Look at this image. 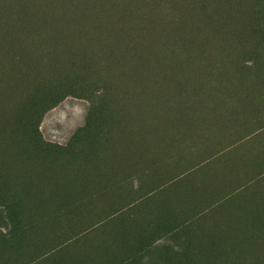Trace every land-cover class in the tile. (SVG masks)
Returning a JSON list of instances; mask_svg holds the SVG:
<instances>
[{
  "label": "rangeland",
  "instance_id": "rangeland-1",
  "mask_svg": "<svg viewBox=\"0 0 264 264\" xmlns=\"http://www.w3.org/2000/svg\"><path fill=\"white\" fill-rule=\"evenodd\" d=\"M12 1L0 264H264V0Z\"/></svg>",
  "mask_w": 264,
  "mask_h": 264
},
{
  "label": "bare ground",
  "instance_id": "bare-ground-1",
  "mask_svg": "<svg viewBox=\"0 0 264 264\" xmlns=\"http://www.w3.org/2000/svg\"><path fill=\"white\" fill-rule=\"evenodd\" d=\"M13 1H15V0H13ZM13 1H12V2H13ZM85 1H86V0H85ZM91 1H92V0H91ZM115 1H116V0H115ZM120 1H121V0H120ZM124 1H125V0H124ZM128 1H129V0H127V2H128ZM130 1H131V0H130ZM190 1H191V0H190ZM192 1L194 2V0H192ZM195 1H196V0H195ZM197 1H198V0H197ZM203 1H204V0H203ZM208 1H209V0H208ZM211 1H212V0H210L209 2H211ZM72 2H73V1H72ZM72 2H71V3H72ZM82 2H83V0H82ZM175 2H176V1H175ZM193 2H192V4H193ZM201 2H202V0H201ZM205 2H206V1H205ZM18 3H19V2H18ZM26 3H27V2H26ZM51 3H52V2H51ZM56 3H57V2H56ZM106 3H107V1H106ZM106 3H105V4H106ZM120 3H121V2H120ZM131 3H132V2H131ZM134 3H135V1H134ZM184 3H185V2H184ZM187 3H188V1H187ZM189 3H191V2H189ZM24 4H25V2H24ZM64 4H65V3H64ZM109 4H110V3H109ZM117 4H118V2H117ZM121 4H122V3H121ZM164 4H165V3H164ZM164 4H163V5H164ZM185 4H186V3H185ZM185 4H184V8H185ZM203 4H204V2H203ZM19 5H20V3H19ZM66 5H67V4H66ZM69 5H70V4H69ZM84 5H85V4H84ZM106 5H107V4H106ZM118 5H119V4H118ZM123 5H124V4H123ZM130 5H131V4H130ZM143 5H144V4H143ZM187 5H188V4H187ZM187 5H186V6H187ZM206 5H208L207 2H206ZM17 6H18V5H17ZM29 6H30V5H29ZM73 6H74V5H73ZM119 6H122V5H119ZM125 6H127V5H125ZM54 7H55V6H54ZM58 7H59V6H58ZM65 7H66V6H65ZM65 7H64V10H65ZM81 7H82V6H81ZM81 7H79V8H81ZM90 7H91V6H90ZM122 7H123V6H122ZM181 7H182V6H181ZM210 7H211V6H210ZM18 8H19V6H18ZM22 8L24 9V6H23ZM67 8H68V7H67ZM113 8H114V10H115V7H113ZM167 8H168V7H167ZM184 8H183V10L185 11L186 9H184ZM55 9H56V8H55ZM59 9H60V8H59ZM90 9H91V8H90ZM117 9H118V8H117ZM147 9H148V8H147ZM190 9H191V8H189V10H190ZM211 9H212V8H211ZM16 10H17V9H16ZM52 10H53V8H52ZM142 10H143V9H142ZM148 10H150V9H148ZM169 10H170V9H169ZM207 10H208V9H207ZM207 10H206V12H207ZM14 11H15V10H14ZM17 11H20V10H17ZM57 11H58V10H57ZM67 11H68V9H67ZM87 11H89V10L87 9ZM96 11H97V10H96ZM101 11H102V10H101ZM115 11H116V10H115ZM170 11H171V10H170ZM201 11H204V10L201 9ZM208 11H209V13H210V9H209ZM11 12H12V11H11ZM81 12H82V11H81ZM112 12H113V10H112ZM157 12H158V11H157ZM190 12H191V11H190ZM204 12H205V11H204ZM211 12H212V11H211ZM19 13H20V12H19ZM25 13H26V12H24V14H25ZM61 13H63V12L61 11ZM110 13H111V12H110ZM113 13H114V12H113ZM122 13H124V12H122ZM183 13H184V12H183ZM183 13H181V14H183ZM199 13H201V12H199ZM51 14H52V13H51ZM71 14H72V13H71ZM105 14H106V12H105ZM119 14H120V12H119ZM135 14H136V13H135ZM168 14H169V12H168ZM185 14H186V13H185ZM202 14H203V13H201L200 15H202ZM205 14H206V13H204L203 16H204ZM210 14H211V13H210ZM212 14H213V13H212ZM16 15H17V14H16ZM79 15H80V14H79ZM140 15H141V14H140ZM162 15H163V14H162ZM164 15H165V14H164ZM206 15L208 16V14H206ZM21 16H23V14H22ZM53 16H54V15H53ZM53 16H52V17H53ZM62 16H64V15H61V17H62ZM107 16H108V15H107ZM121 16H122V15H121ZM136 16H137V15H136ZM168 16H169V15H168ZM203 16H202L201 18H204ZM210 16H211V15H210ZM25 17H26V16H25ZM25 17H24V18H25ZM65 17H67V16H65ZM73 17H74V16H73ZM90 17H91V16H90ZM94 17H95V16H94ZM96 17H98V16H96ZM112 17H113V16H112ZM166 17H167V16H166ZM208 17H209V16H208ZM213 17H214V15H213ZM11 18H12V17H11ZM59 18H60V17H59ZM69 18H71V17H68V19H69ZM84 18H85V17H84ZM91 18H92V17H91ZM198 18H199V17H198ZM218 18H219V17H218ZM218 18H216L215 20H218ZM52 19H53V18H52ZM55 19H56V17H55ZM57 19H58V18H57ZM57 19H56V20H57ZM60 19H61V18H60ZM60 19H59V21H60ZM75 19H76V18H75ZM103 19H104V17H103ZM114 19H115V17H114ZM153 19H154V18H153ZM165 19H166V18H165ZM172 19H173V18H172ZM182 19H183V17H182ZM205 19H208V18H205ZM205 19H204V21H206ZM211 19H213V18H211ZM47 20H49V19H47ZM66 20H67V19H66ZM73 20H74V19H73ZM88 20H90V19H88ZM100 20H102V19H100ZM127 20H128V19H127ZM201 20H202V19H201ZM208 20H209V19H208ZM213 20H214V19H213ZM0 21H1V20H0ZM4 21H5V20H4ZM49 21H51V20H49ZM59 21H57V23H55V22H56V21H55L54 24L59 25V24H58ZM135 21H136V19H135ZM192 21L194 22L195 19L192 20ZM211 21H212V20H210V22H211ZM220 21L222 22L223 20H219V21H217V23H216V22H215V23H216V24L219 23V25H222V23L220 24ZM65 22H66V21H65ZM71 22H74V21H71ZM105 22H106V21H105ZM180 22H181V21H180ZM210 22H209V23H210ZM212 22H213V21H212ZM5 23H6V22H5ZM11 23H12V22H11ZM11 23H9V24H11ZM78 23H80V21H79ZM178 23H179V22H178ZM200 23H201V22H200ZM200 23H199V24H200ZM215 23H214V25H215ZM13 24H14V23H12V25H13ZM18 24H19V26L21 25L20 22H19ZM54 24H53V25L51 24V25L54 26ZM61 24H62V23H61ZM61 24H60V25H61ZM106 24H107V22H106ZM110 24H111V23H110ZM145 24H146V23H145ZM203 24H204V23H203ZM212 24H213V23H212ZM212 24H211V25H212ZM224 24L226 25L227 23L224 21ZM1 25H2V24H1ZM51 25H50V26H51ZM79 25H80V24H79ZM112 25H113V23H112ZM117 25H118V24H117ZM167 25H168V23H167ZM173 25H174V24H173ZM197 25H198V23H197ZM200 25H201V24H200ZM205 25H206V23H205ZM205 25H204V26H205ZM21 26H22V25H21ZM83 26H84V25H83ZM91 26H92V25H91ZM105 26H106V25H105ZM120 26H121V25H120ZM126 26H127V25H126ZM206 26H209V25L207 24ZM217 26H218V25H217ZM217 26L215 25V27H217ZM222 26H223V25H222ZM222 26H220V27H222ZM227 26H228V25H227ZM16 27H17V26H16ZM41 27H42V26H41ZM56 27H57V26H56ZM59 27H61V26H59ZM78 27H79V26H78ZM110 27H111V26H110ZM194 27H195V26H193V28H194ZM202 27H203V26H202ZM202 27H201V28H202ZM223 27H225V26H223ZM7 28H8V27H7ZM11 28H12V27H11ZM21 28H22V27H21ZM54 28H55V27H54ZM61 28H63V27H61ZM61 28H60V29H61ZM79 28H80V27H79ZM90 28H91V27H90ZM90 28H89V30H90ZM106 28H107V27H106ZM198 28H199V26H198ZM37 29H38V28H37ZM55 29H56V28H55ZM57 29H58V27H57ZM60 29H59V30H60ZM91 29H92V28H91ZM177 29H178V28H177ZM195 29H197V28H194V30H195ZM212 29H213V28H212ZM219 29H220V28H219ZM224 29H225V28H224ZM226 29H228V27H227ZM226 29H225V30H226ZM18 30H20V29H18ZM35 30H36V29H35ZM59 30H58V31H59ZM65 30H66V29H65ZM173 30H174V29H173ZM189 30H190V29H189ZM204 30H206V29L204 28ZM204 30H203V31H204ZM216 30H218V28H216ZM228 30H229V29H228ZM5 31H6V30H5ZM32 31H33V30H32ZM38 31L41 32V29L38 30ZM84 31H85V29H84ZM99 31H100V30H99ZM144 31H145V30H144ZM199 31H200V30H199ZM203 31H202V32H203ZM208 31L212 32V31L210 30V28L208 29ZM226 31H227V30H226ZM226 31H223V32H226ZM103 32H104V31H103ZM140 32H141V31H140ZM168 32H169V31H168ZM187 32H188V31H187ZM187 32H186V33H187ZM205 32H206V31H205ZM216 32H217V34H219V33H218L219 31H216ZM216 32H214V33H216ZM223 32H221V33H223ZM228 32H230V31H228ZM17 33H18V32H17ZM36 33H38V32H36ZM45 33H46V32H45ZM47 33H48V32H47ZM60 33H61V32H60ZM62 33H63V32H62ZM106 33H108V32H106ZM106 33H105V34H106ZM128 33H129V32H128ZM178 33H179V32H178ZM196 33H197V32H196ZM198 33H199V32H198ZM206 33H207V32H206ZM226 33H227V32H226ZM5 34H6V33H5ZM33 34H35L34 31H33ZM33 34H32V35H33ZM39 34H40V33H39ZM53 34H54V33H53ZM64 34H65V33H64ZM75 34H76V33H75ZM98 34H99V33H98ZM109 34H110V32H109ZM191 34H192V33H191ZM207 34H209V33H207ZM207 34H206V35H207ZM30 35H31V34H30ZM32 35H31V36H32ZM36 35H37V34H36ZM79 35H80V34H79ZM81 35H82V34H81ZM96 35H97V34H96ZM168 35H169V34H168ZM180 35H182V34H180ZM184 35H185V34H184ZM201 35H202V34H201ZM201 35L198 36V37H201ZM203 35H204V34H203ZM220 35H222V34H220ZM226 35H227V34H226ZM229 35H230V34H229ZM0 36H1V35H0ZM38 36H39V35H38ZM57 36H58V35H57ZM90 36H92V35H90ZM165 36H166V35H165ZM172 36H173V35H172ZM186 36H187V35H186ZM195 36H197V35H195ZM210 36L212 37V34H211ZM21 37H22V36H21ZM32 37H35V35H33ZM88 37H89V36H88ZM88 37H87V38H88ZM95 37H96V36H95ZM105 37H106V36H105ZM189 37H190V36H189ZM213 37H214V35H213ZM213 37H212V38H213ZM2 38H3V37H2ZM28 38H29V36H28ZM63 38H64V37H62V39H63ZM78 38H79V37H78ZM174 38H175V37H174ZM180 38L182 39V36H181ZM193 38H197V37H193ZM205 38H207V37L205 36ZM217 38H218V36H217ZM223 38H225V37H223ZM226 38H227V37H226ZM41 39H42V38H41ZM49 39H50V37H49ZM53 39H54V38H53ZM172 39H173V38H172ZM177 39H178V38H177ZM202 39H204V38H201V40H202ZM208 39H209V38H208ZM35 40H36V39H35ZM56 40H57V39H56ZM60 40H61V39H58L59 43H60ZM69 40H70V38H69ZM73 40H74V39H73ZM196 40H197V39H196ZM213 40H214V39H213ZM32 41H33V40H32ZM43 41H44V40H43ZM52 41H53V40H52ZM54 41H55V40H54ZM61 41H62L63 43L65 42V41H63V40H61ZM66 41H67V39H66ZM178 41H179V40H178ZM204 41H205V40H204ZM208 41H209V40H208ZM218 41H220L219 44L221 45V40H219V38H218ZM222 41H223V40H222ZM50 42H51V41H50ZM83 42H84V41H83ZM87 42H88V41H87ZM92 42H93V41H92ZM192 42H193V41H192ZM192 42H191V44H190L191 47H192V45H193ZM195 42H196V41H195ZM201 42H203V40H202ZM210 42H212V41H210ZM210 42H209V43L206 42V43H208V46H209ZM214 42L216 43V41H214ZM48 43H49V41H48ZM67 43H68V41H67ZM89 43H90V42H89ZM93 43H94V42H93ZM105 43H106V42H105ZM145 43H146V42H145ZM197 43H199V42L197 41ZM222 43H223V42H222ZM56 44H58V43H56ZM74 44H75V43H74ZM76 44H77V43H76ZM76 44H75V45H76ZM195 44H196V43H195ZM195 44H194L193 46H195ZM211 44H212V43H211ZM211 44H210V45H211ZM216 44H217V43H216ZM219 44H218V45H215V44H214V45H215V47H216V46H219V49H221V48L223 49L222 46H221V48H220V45H219ZM36 45H37V44H36ZM51 45H53V44H51ZM62 45H64V44H62ZM67 45H68V44H67ZM80 45H81V44H80ZM91 45H92V44H91ZM125 45H126V44H125ZM203 45H204V43L202 44L201 47H200V45H199V47H200V48L198 47V48H199V51H197L196 49H194V50H196L198 53L201 52V50H204V48L207 47V46L204 47ZM214 45H212V47H213ZM25 46H27V45H25ZM43 46H44V44H43ZM54 46H55V45H54ZM68 46H70V45H68ZM89 46H90V45H89ZM89 46H88V47H89ZM94 46H96V45H94ZM172 46H173V45H172ZM60 47H61V46H60ZM60 47H59V48H60ZM70 47H71V46H70ZM78 47H79V46H78ZM187 47H188V46H187ZM187 47L184 46V48H187ZM203 47H204V48H203ZM44 48H45V47H44ZM46 48H48V46H47ZM46 48H45V50H46ZM63 48H65V47H62V49H63ZM75 48H76V47H75ZM79 48H81V47H79ZM79 48H78V49H79ZM82 48H83V46H82ZM91 48H92V47H91ZM195 48H196V47H195ZM198 48H197V49H198ZM201 48H203V49H201ZM224 48H226V46H225ZM38 49H39V48H38ZM67 49H69V48L67 47L66 50H67ZM178 49H180V48H178ZM214 49H215V48H214ZM222 49H221V50H222ZM226 49H228V48H226ZM33 50H34V49H33ZM36 50H37V49H36ZM39 50H40V49H39ZM58 50H60V49H58ZM87 50H89V49H87ZM87 50H86V51H87ZM94 50H95V48H94ZM123 50H124V49H123ZM176 50H177V49H176ZM190 50H191V49H190ZM211 50H213V48L210 49V51H211ZM224 50H225V49H224ZM48 51H50V50H48ZM68 51H69V50H68ZM105 51H106V50H105ZM108 51H109V50H108ZM215 51H216V50H215ZM215 51H213V52H215ZM40 52H41V51H40ZM54 52H55V51H54ZM80 52H81V51H80ZM87 52H88V51H87ZM116 52L118 53V51H116ZM133 52H134V51H133ZM162 52H163V51H162ZM189 52H191V51H189ZM189 52H188V53H189ZM226 52H227V50H226ZM55 53H57V52H55ZM67 53H68V52H67ZM77 53H78V52H77ZM77 53H76V54H77ZM83 53H84V52H83ZM96 53H97V51H96ZM107 53H108V52H107ZM177 53H178V52H177ZM177 53H175V54H177ZM180 53H181V52H180ZM180 53H179V54H180ZM184 53H185V52H184ZM195 53H196V52H195ZM198 53H197V54H198ZM219 53H220V52H219ZM227 53L229 54L230 51H228ZM18 54H19V52H18ZM31 54H33V53H31ZM41 54H44V53L41 52ZM49 54H50V53H49ZM53 54H54V53H53ZM101 54H102V53H101ZM133 54H134V53H133ZM192 54H194V53H192ZM203 54H204V53H203ZM209 54L211 55V52H210ZM228 54L225 55L226 57L223 56V57L226 58V60H227ZM34 55H35V54H34ZM37 55H38V54H37ZM47 55H48V54H47ZM64 55H65V53L63 54V56H64ZM80 55H82V54H80ZM129 55H130V54H129ZM181 55H182V53H181ZM184 55H185V54H184ZM200 55H201V54H200ZM206 55H207V52H206V54H205L204 57H206ZM210 55H208V56H210ZM217 55H219V54L217 53ZM220 55H222V53H221ZM223 55H224V52H223ZM22 56H23V55H22ZM49 56H50V55H49ZM69 56L71 57V55H69ZM107 56H108V55H107ZM185 56H187V55H185ZM194 56H196V54H195ZM55 57H56V56H55ZM55 57H54V58H55ZM58 57H59V56H58ZM73 57H74V56H73ZM92 57H93V56H92ZM117 57H118V56H117ZM120 57H121V56H120ZM165 57H166V56H165ZM167 57H168V56H167ZM199 57H200V56H199ZM32 58H33V56H32ZM34 58H36V57H34ZM43 58H44V57H43ZM61 58H62V57H60L59 59L61 60ZM64 58H65V57H64ZM75 58H76V56H75ZM78 58H79V57H78ZM99 58H100V57H99ZM99 58H97V59H99ZM188 58H189V57H188ZM202 58H203V56H202ZM214 58H215V57H214ZM36 59H38V57H37ZM56 59H58V58H56ZM171 59H172V58H171ZM181 59H182V58H181ZM200 59H201V58H200ZM200 59H197V60H200ZM217 59H218V58H217ZM219 59H220V58H219ZM222 59H224V58H222ZM172 60H174V58H173ZM183 60H185V59L183 58ZM186 60H187V58H186ZM209 60H210V58H209ZM214 60H215V59H214ZM35 61L37 62V60H35ZM35 61H34V62H35ZM53 61H54V60H53ZM91 61H92V60H91ZM174 61H175V60H174ZM174 61H173V63H174ZM202 61H203V60H202ZM36 62H35V63H36ZM46 62H47V61H46ZM56 62H57V61H56ZM56 62H52V63H56ZM180 62H181V60H180ZM186 62H187V61H186ZM186 62H184V64H186ZM191 62L194 64V62H193L192 60H191ZM203 62H204V61H203ZM203 62H202L201 64H203ZM216 62H217V61H216ZM218 62H219V65H220V60H219ZM225 62H226V61H225ZM18 63L20 64V62H18ZM21 63H22V62H21ZM32 63H33V62H32ZM42 63H43V61H42L40 64H42ZM44 63H45V62H44ZM52 63H51V64H52ZM96 63H97V62H96ZM104 63H105V62H104ZM195 63H196V62H195ZM210 63H211V60H210ZM48 64H49V63H48ZM167 64H168V63H167ZM190 64H191V63H190ZM196 64H198V63H196ZM221 64H222V60H221ZM37 65H38V64H37ZM37 65H35L34 67H36ZM45 65H47V64H45ZM186 65H188V63H187ZM198 65H200V64H198ZM207 65H208V67H209L211 64H207ZM212 65H213V64H212ZM212 65H211V66H212ZM20 66H21V65H20ZM22 66H23V65H22ZM39 66H41V65H39ZM39 66H38V69L40 68ZM188 66H189V65H188ZM188 66H187V68L190 67V66H189V67H188ZM191 66H192V65H191ZM211 66L209 67V69H211ZM217 66H218V65H217ZM220 66H221V65H220ZM120 67H121V66H120ZM181 67H182V66H181ZM192 67H193V66H192ZM222 67L224 68L225 66H222ZM16 68H17V67H16ZM23 68H24V66H23ZM41 68H42V67H41ZM214 68H215V67H214ZM43 69H44V68H43ZM45 69H46V68H45ZM98 69H99V68H98ZM130 69H131V68H130ZM40 70H41V69H40ZM102 70H103V69H102ZM127 70H128V69H127ZM203 70H204V68H203ZM212 70H213V69H212ZM223 70H224V69H223ZM0 71H1V70H0ZM24 71H25V70H24ZM34 71H35V69H34ZM34 71H33V72H34ZM43 71H44V70H42V73H43ZM209 71H210V70H209ZM209 71H208V72H209ZM35 72H36V71H35ZM37 72H38V71H37ZM175 72H176V71H175ZM178 72H180V71H178ZM181 72H182V71H181ZM183 72H184V71H183ZM1 73H2V72H1ZM11 73H12V71H11ZM38 73H39V72H38ZM196 73H197V71H196ZM200 73H201V72H200ZM203 73H204V72H202L201 74L203 75ZM29 74H31V72H30ZM112 74L114 75V73H112ZM201 74H200V75H201ZM208 74H209V73H208ZM231 74H232V73H231ZM35 75H36V74H34V76H35ZM116 75H117V74H116ZM196 75H197V74H196ZM206 75H207V74H206ZM32 76H33V75H32ZM34 76H33V78H34ZM40 76H41V75H40ZM146 76H147V75H146ZM175 76H177V75H175ZM207 76H208V75H207ZM22 77L24 78V76H22ZM36 77H37V75H36ZM42 77H43V76H42ZM152 77H153V76H152ZM178 77L180 78L179 75H178ZM191 77H192V76H191ZM203 77H204V76H203ZM33 78H32V79H33ZM184 78H185V77H184ZM195 78H196V77H195ZM199 78H200V77H199ZM204 78H205V77H204ZM230 78H231V77H230ZM156 79H157V78H156ZM164 79H165V77H164ZM205 79H206V78H205ZM226 79H227V81H228L229 78H226ZM232 79H233V78H232ZM3 80H4V79H3ZM5 80H6V79H5ZM20 80H21V79H20ZM28 80H29V79H28ZM30 80H31V79H30ZM34 80H36V78H35ZM194 80H195V79H194ZM194 80H193V81H194ZM10 81H11V80H10ZM16 81H17V80H16ZM26 81H27V78H26ZM191 81H192V80H191ZM198 81H199V80H198ZM19 82H20V81H19ZM36 82H37V81H36ZM8 83H9V82H8ZM15 83H17V82H15ZM15 83H13V84H15ZM22 83H23V82H22ZM27 83H28V82H27ZM31 83H32V82H31ZM31 83H30L29 87H32V86H33V83H32V86H31ZM124 83H125V82H124ZM128 83H129V82H128ZM179 83H180V82H179ZM132 84H133V83H132ZM228 84H229V83H228ZM6 85H7V84H6ZM8 85H9V84H8ZM10 85H11V84H10ZM136 85H137V84H136ZM226 85H227V84H226ZM234 85H235V84H234ZM17 86H18V85H17ZM34 86H35V85H34ZM34 86H33V87H34ZM115 86H116V85H115ZM138 86H139V85H138ZM8 87H9V86H8ZM24 87H25V86H24ZM33 87H32V88H33ZM120 87H121V86H120ZM134 87H136V86H134ZM227 87H229V86H227ZM11 88H12V86H11ZM16 88H17V87H16ZM20 88H21V87H20ZM128 88H129V87H128ZM8 89H9V88H8ZM22 89H23V88H22ZM22 89H21V90H22ZM116 89H117V88L112 89V90L116 91ZM148 89H149V88H148ZM14 90H15V89H14ZM132 90H134V89H132ZM226 90H227V89H226ZM228 90H229V88H228ZM228 90H227V91H228ZM3 91H4V90H3ZM3 91H1V92H3ZM7 91H8V90H6V93H7ZM11 91H12V90H11ZM25 91H26V90H25ZM25 91H24V92H25ZM27 91H28V90H27ZM143 91H144V90H143ZM14 92H16V90H15ZM17 92H18V91H17ZM17 92H16V95H17ZM231 92H232V91H231ZM8 93H10V91H9ZM139 93H140V92H139ZM203 93H205V92H203ZM225 93H226V92H225ZM232 93H234V91H233ZM11 94H12V93H11ZM11 94H10V95H11ZM20 94H21V93H20ZM120 94H121V93H120ZM128 94H129V93H128ZM211 94H213V93L211 92ZM234 94H235V93H234ZM4 95H5V94H4ZM8 95H9V94H8ZM8 95L6 96V99H7V100H9ZM13 95H14V93H13ZM16 95H15V96H16ZM18 95H19V93H18ZM130 95H131V94H129V96H130ZM206 95H207V94H206ZM219 95H220V94H219ZM117 96H119V95H117ZM121 96H124V95H121ZM121 96H120V97H121ZM178 96H179V95H178ZM210 96H211V95H209V97H210ZM215 96H216V95H215ZM221 96H222V95H221ZM234 96H235V95H234ZM236 96H237V95H236ZM7 97H8V98H7ZM205 97H206V96H205ZM225 97H226V96H225ZM12 98H13V97H12ZM122 98H123V97H122ZM226 98H227V97H226ZM231 98H233V96H232ZM236 98H237V97H236ZM181 99H182V98H181ZM2 100H3V99H2ZM14 100H15V99H14ZM123 100H124V101H123ZM123 100H121V101H123V102L125 103L126 100H125L124 98H123ZM186 100H187V99H186ZM128 101H129V100H128ZM144 101H145V100H144ZM150 101L152 102V100H150ZM0 102H2V101H0ZM11 102H12V101H11ZM14 103H15V102L13 101V104H14ZM141 103H143V102H141ZM185 103H186V102H185ZM3 104H4V103H3ZM125 104H127V103H125ZM125 104H124V105H125ZM130 104H131V103H130ZM4 105H5V104H4ZM6 105H9V106H10V103H9V104L6 103ZM128 105H129V104H128ZM185 105H186V104H185ZM129 106H130V105H129ZM230 106H231V105H230ZM230 106H229V107H230ZM7 107H8V106H6L5 108L7 109ZM10 107H11V106H10ZM12 107H13V106H12ZM121 107H122V106H120V108H121ZM231 107H233V106H231ZM1 108H2V107H1ZM1 108H0V109H1ZM13 108H15V107H13ZM120 108H119V109H120ZM159 108H160V107H159ZM2 109H3V108H2ZM131 109H132V108H131ZM139 109H140V108H139ZM150 109H151V108H150ZM211 109H212V108H211ZM125 110H126V109H125ZM169 110H170V109H169ZM1 111H2V110H0V112H1ZM8 111H9V110H8ZM118 111H119V110H118ZM136 111H137V110H136ZM153 111H154V110H153ZM162 111H163V108H162ZM174 111H175V110H174ZM5 112H6V114H7V111H5ZM10 112H12V111H10ZM14 112H15V111H14ZM145 112H146V111H145ZM150 112H151V111H150ZM159 112H160V111H159ZM163 112H165V111H163ZM133 113H134V112H133ZM146 113H147V112H146ZM157 113H158V112H157ZM186 113H187V112H186ZM3 114H4V113H3ZM136 114H138V112H137ZM158 114H159V113H158ZM165 114H167V112H166ZM12 115H13V114H12ZM124 115H125V114H124ZM153 115H154V114H153ZM10 116H11V115H10ZM158 116H159V115H158ZM161 116H163V115H160L159 117H161ZM173 116H174V115H173ZM3 117H4V116H3ZM3 117H2V118L0 117V120L3 121ZM126 117H127V116H126ZM131 117H132V116H131ZM177 117H178V116H177ZM5 118H7V117L5 116ZM134 118H135V117H134ZM162 118H163V117H162ZM164 118H165V117H164ZM167 118H168V117H167ZM172 118H173V117H172ZM181 118H182V117H181ZM128 119H129V118H128ZM151 119H152V118H151ZM175 119H176V118H175ZM175 119H174V120H175ZM177 119H178V121H179V118H177ZM187 119H188V118H187ZM190 119H191V118H190ZM147 120H148V119H147ZM167 120H168V119H167ZM7 121H8V120H7ZM7 121H6V122H7ZM133 121H134V120H133ZM138 121H139V120H138ZM121 122H122V120H121ZM154 122H156V120H154ZM170 122H171V121H170ZM173 122H175V121H173ZM180 122H181V121H180ZM183 122H184V121H183ZM1 123H2V122H1ZM139 124H140V123H139ZM152 124H153V123H152ZM152 124H151V125H152ZM156 124H157V123H156ZM1 125H2V124H1ZM3 125H4V123H3ZM141 125H142V124H141ZM145 125H146V124H145ZM161 125H162V124H161ZM172 125H174V124H172ZM195 125H196V124H195ZM146 126H148V125H146ZM156 126H157V125H156ZM158 126H159V125H158ZM158 126H157V127H158ZM184 126H185V125H184ZM2 127H3V126H2ZM152 127H153V126H152ZM0 128H1V127H0ZM154 128H156V127H154ZM161 128H162V126L160 127V129H161ZM5 129H6V128H5ZM158 129H159V127H158ZM158 129H157V130H158ZM160 129H159V130H160ZM167 129H168V128H167ZM6 130H7V129H6ZM116 130H117V129H116ZM130 130H131V129H130ZM121 131H122V130H121ZM154 131H156V129H154ZM160 131H162V130H160ZM119 132H120V131H119ZM122 132H123V131H122ZM120 133H121V132H120ZM150 133H151V132H150ZM155 133H156V132H155ZM172 133H173V130H172ZM0 134H1V133H0ZM5 134H7V133H4L3 135H5ZM114 134H115V133H114ZM148 134H149V133H148ZM159 134H161V133L159 132L158 135H159ZM3 135H2V137H3ZM8 135H10V134H8ZM117 135H118V134H117ZM171 135H172V134H171ZM120 136H122V135H120ZM125 136H126V135H125ZM151 136L154 137V135H151ZM167 136H168V133H167ZM0 137H1V136H0ZM4 137H6V136H4ZM153 137H152V138H153ZM156 137H157V136H156ZM169 137H171V136H169ZM124 138H125V137H124ZM0 139H1V138H0ZM166 139H167V138H166ZM3 140H4V142H5V139H3ZM7 140H8V139H7ZM176 140H177V139H176ZM173 141H174V140H173ZM2 142H3V141H2ZM4 142H3V143H4ZM3 143H2V144H3ZM6 143H7V141H6ZM6 143H4V144L7 146L8 143H7V144H6ZM182 143L184 144V142H182ZM109 144H110V143H109ZM152 144H153V143H152ZM133 145H134V144H133ZM150 145H151V144H150ZM153 145H154V144H153ZM179 145H180V144H179ZM0 146H1V145H0ZM113 146H114V145H113ZM140 146H141V145H140ZM144 146H146V145H144ZM181 146H182V145H181ZM1 147H2V148L4 147V151H5V146H1ZM7 147H8V146H7ZM120 147H121V146H120ZM156 147H157V146H156ZM170 147H171V146H170ZM108 148H109V146H108ZM141 148H142V147H141ZM143 148H144V147H143ZM152 148H153V147H152ZM7 149H8V148H7ZM117 149H118V148H117ZM155 149H156V148H155ZM173 149H174V148H173ZM11 150H12V149H11ZM108 150H109V149H108ZM119 150H120V148H119ZM131 150H132V148H131ZM137 150H138V149H137ZM8 151H10V150H8ZM110 151H111V149H110ZM112 151H113V150H112ZM151 151H152V150H151ZM159 151H160V150H159ZM5 152L7 153V151H5ZM117 152H118V151H117ZM124 152H126V150H125ZM144 152H145V151H144ZM1 153H3V152L0 150V157L3 156V155H1ZM8 153H10V152H8ZM8 153L6 154V157H7ZM164 153H165V152H164ZM109 154H110V153H109ZM135 154H136V152H135ZM143 154H144V153H143ZM4 155H5V154H4ZM113 155H114V154H113ZM113 155H112V156H113ZM127 155H128V154H127ZM144 155H146V154H144ZM160 155H161V154H160ZM9 156H11V158L14 157V156H13V153H12V155L9 154ZM16 157H17V156H16ZM2 158H3V157H2ZM7 158H8V157H7ZM4 159H6L5 156H4ZM12 159H13V158H12ZM12 159H11V161H12ZM16 159H17V158H16ZM16 159H15V160H16ZM138 159H139V158H138ZM143 159H144V158H143ZM151 159H152V158H151ZM0 160H1V158H0ZM9 160H10V157H9V159H7L8 163H9ZM109 160H110V159H109ZM3 161H4V160H3ZM3 161H2V162H3ZM5 161H6V160H5ZM11 161H10V162H11ZM17 161H18V159H17ZM136 161H137V160H136ZM150 161H151V160H150ZM0 162H1V161H0ZM2 162H1V163H2ZM112 162H113V161H112ZM117 162H118V161H117ZM13 163H14V159H13ZM13 163H12V166H14ZM15 163H16V164H15V166H16V165L18 164V162H15ZM130 163H131V162H130ZM3 164H4V163H3ZM3 164H2V167L4 166ZM6 164H7V163H6ZM6 164H5V165H6ZM9 164H10V163H9ZM19 164H20V163H19ZM19 164H18V165H19ZM113 164H114V163H113ZM123 164H124V163H123ZM141 164H142V163H141ZM7 165H8V164H7ZM15 166H14V167H15ZM113 166H114V165H113ZM0 167H1V165H0ZM2 167H1V168H2ZM5 167H6V166H5ZM5 167H4V168H5ZM17 167H20V166H17ZM17 167H15V168H17ZM6 168H7V167H6ZM6 168H5V169H6ZM15 168H11V169H10V167H9V168H7V169L13 170V169H15ZM3 170H4V169H3ZM3 170L0 169V172H1V171H2V172H6V170H5V171H3ZM7 171H8V170H7ZM112 171H113V170H112ZM112 171H111V172H112ZM7 173H8V172H7ZM1 174H2V173H1ZM4 174H5V173H4ZM9 174H12V173L10 172ZM9 174H8V175H9ZM0 176H1V175H0ZM2 176L4 177V175H2ZM5 176H7V175H5ZM1 178H2V177H0V179H1ZM10 178H11V177H10ZM3 179H4V178H3ZM11 179H12V178H11ZM4 180L6 181V180H7V177H6V179H4ZM7 181H8V180H7ZM66 183H67V182H66ZM47 189H48V188H47ZM45 190H46V189H45ZM48 190H49V189H48ZM52 191H53V190H52ZM48 192H49V191H48Z\"/></svg>",
  "mask_w": 264,
  "mask_h": 264
}]
</instances>
